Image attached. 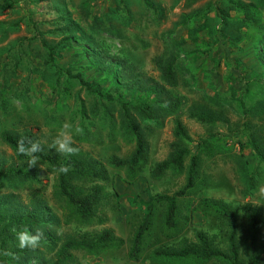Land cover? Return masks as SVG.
<instances>
[{
	"label": "rangeland",
	"instance_id": "rangeland-1",
	"mask_svg": "<svg viewBox=\"0 0 264 264\" xmlns=\"http://www.w3.org/2000/svg\"><path fill=\"white\" fill-rule=\"evenodd\" d=\"M147 1L149 4L143 0H0V128L33 131L48 149L63 122L79 123L85 133L75 138L76 146L98 158L108 172L97 210L87 219L76 216L67 202L53 194L52 173L42 164L31 167L39 173V182L12 177L0 180V203L14 213L40 205L45 219L41 229L49 243L103 227L122 239L117 248L72 251V260L64 264H229L214 258H176L153 252L197 243L198 230L223 248L224 222L201 208L203 199L216 198L237 213L241 264H264V253H259L256 263L252 259L264 230L250 228L240 210L250 203L264 215V167L257 152L264 150V26L253 31L242 25L237 32L236 24L230 22L226 25L228 39L206 49L211 36L204 30L215 9L210 5L219 7L222 0ZM228 10L231 17L236 16L234 7ZM260 21L264 22V8ZM68 25L72 35L61 36L58 28L67 31ZM192 26L197 27L196 34ZM60 37H72L55 55L56 65L70 77L53 85L48 81L49 71L38 64V68L31 67L29 62L38 60L25 53L39 52L42 38L52 43ZM170 54L176 55V85L166 88L178 99L175 113L157 124L138 123L146 151L134 169L109 164L110 155L125 157L132 151L133 137L123 127L117 106L111 107L110 122L101 117L93 106L98 105L97 96L76 84L73 76L81 75L105 101L119 97L156 100L157 90L147 88L152 80L160 85L162 78L151 59ZM18 55L23 61L16 62ZM78 107L83 109V117H79ZM193 110L212 120L197 121L189 115ZM175 119L185 129L183 138L172 133ZM175 146L202 151L197 189L177 199L173 228L163 224L164 204L153 205L139 255L129 260L126 252L131 234L146 203L154 194L171 193L184 184L187 157L180 169L151 173L154 163L169 156ZM0 161L16 163L1 142ZM50 247L42 245L43 258L31 255L29 264H51L54 250Z\"/></svg>",
	"mask_w": 264,
	"mask_h": 264
},
{
	"label": "trees",
	"instance_id": "trees-1",
	"mask_svg": "<svg viewBox=\"0 0 264 264\" xmlns=\"http://www.w3.org/2000/svg\"><path fill=\"white\" fill-rule=\"evenodd\" d=\"M145 4H149L147 0H143ZM223 5L215 6L210 5V8L214 9V15L210 18L213 20L210 22L205 33L211 38L207 41V47L214 45L217 42H224L227 40L230 34L226 29V25L230 22L236 24L235 31L238 32V28L242 25L246 26V30L252 29L253 31L258 27L264 26V22L260 21V13L264 8V0H249L247 2L222 0ZM234 7L236 9L235 17H231L228 14V7ZM208 8V7H207ZM197 27H191V31L196 34ZM63 28H58V33L61 36L72 35V30L68 25L67 31H63ZM57 34H54L56 36ZM233 33L231 34V36ZM34 36L31 37L33 39ZM58 41L52 43L46 42L43 38L40 39L39 52L33 53L30 50L25 53L36 58L38 62L31 60L29 64L35 68L38 65H42L51 74L48 81L55 85L59 82H65L69 79L66 70L58 67L55 63V55L58 56L62 49V44L68 43V40L72 37H60ZM209 46V47H210ZM57 51V52H56ZM194 51H197L196 48ZM202 52V51H201ZM17 61H23L21 55H18ZM176 59L175 54L168 56L158 55L153 57L152 64L159 70L162 83L157 85L152 80V83L147 89L157 90L156 100H149L147 98L137 99H122L116 98L114 100L105 101V97L98 91H92L89 82L85 81L79 74H75L73 78L76 84L84 87L85 90L94 93L97 96L98 105H94L98 114L108 120H112V106H117L120 121L123 127L133 137V149L125 157H119L116 155H110L108 157L109 164L113 166H125L128 169H134L136 165L143 159L146 151V141L143 135L142 129L138 123L144 124H157L159 120L167 115L174 114L177 106L178 99L173 96L167 87H173L176 85L174 62ZM27 60V59H26ZM29 60V59H28ZM17 64V63H16ZM12 72V69H11ZM65 76L63 81H60L61 77ZM154 87L152 88V85ZM158 86V87H157ZM2 88V87H0ZM2 93V91H1ZM161 94V95H160ZM163 99V101L161 100ZM79 117L84 116L83 109L77 108ZM189 115L195 118L197 121H211L212 117L197 111H191ZM175 138H183L185 136V129L178 119L174 121V127L172 131ZM28 137L32 140H37V137L33 131L22 130L13 131L0 128V142L9 148L10 154L16 161L15 164L4 165L0 161V180H6L8 178H21L25 180H31L39 182V173L29 168L27 158L17 153V140L21 137ZM76 146V145H75ZM77 147V146H76ZM200 150L190 151L186 147L175 146L172 153L166 158L154 163L151 168L153 175H158L168 168L180 169L183 165L184 159L187 157L185 180L182 187L176 189L171 193H157L154 194L145 205V211L141 218L135 225L130 238V244L126 252V257L129 260L137 259L141 242L144 234L148 231L151 225V210L155 203L164 204L163 224L166 228H173L176 224V207L177 199L187 193L188 190H195L199 177V164H200ZM259 160L264 167V150H257ZM40 164L46 166L49 172L52 173V192L58 198L67 202L74 212V214L81 219H87L97 210V205L104 194L103 184L108 179V172L104 165L98 158H95L86 151L79 149V152L70 157H64L60 153L52 149H45L39 154ZM67 163L71 165V170L68 174H57L55 169L61 163ZM23 163V165H20ZM253 180L252 175L248 178V186L251 185ZM110 183V182H109ZM111 186V184H110ZM115 195V193L113 192ZM201 208L204 211H210L217 215L225 225V233L223 234L224 247L220 248L211 243L206 234L202 231H196L197 243L189 245H181L176 249H164L156 248L153 252L157 255L167 257H184L187 255H193L201 259H220L228 262L229 264H241L239 260V251L236 242L237 235V213L227 203L220 199L211 198L203 199ZM2 203H0V264H29L31 255L37 260L43 258L42 245H51L49 249L54 250V254L50 257L51 264H64L66 260H72V251L84 250L88 252H95L101 248L106 247H119L122 244V239L117 238L108 227L101 228L98 232L88 233L86 231L81 232L77 236H66L58 244H55L56 239L49 243L48 236L44 234L40 247L35 250L19 249L16 246L15 235L13 229H20L24 226L29 227L31 230L41 228L45 219L42 216L40 205H31L28 209L23 210L21 213H14L10 209H7ZM5 210V211H4ZM241 213L247 222L248 226L252 229L264 230V215L257 207H254L250 203H245L240 207ZM99 222L103 220L98 219ZM12 246L8 249L7 246ZM4 252L13 253L14 256H5ZM264 253V238L259 244L257 253L252 255V259L256 263L259 253ZM48 260V259H47Z\"/></svg>",
	"mask_w": 264,
	"mask_h": 264
},
{
	"label": "clouds",
	"instance_id": "clouds-1",
	"mask_svg": "<svg viewBox=\"0 0 264 264\" xmlns=\"http://www.w3.org/2000/svg\"><path fill=\"white\" fill-rule=\"evenodd\" d=\"M85 133L84 127L79 123H73L72 121L63 122L57 129L54 137L49 144V149L55 150L64 157H70L79 152V148L76 147V137L83 136ZM17 153L25 156V160L29 166L36 167L40 165V153L43 151L42 142L39 140H32L28 137L21 136L17 140ZM71 170V165L67 163H61L55 171L57 174H68ZM264 197V192L261 193ZM16 246L23 250L29 249L32 251L37 250L40 247L42 239H44V231L41 228L31 230L29 227L24 226L20 229H13ZM5 256H14L13 253L4 252Z\"/></svg>",
	"mask_w": 264,
	"mask_h": 264
}]
</instances>
